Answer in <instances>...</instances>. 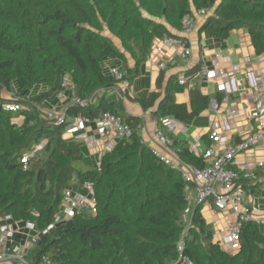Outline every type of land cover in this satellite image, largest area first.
Segmentation results:
<instances>
[{"label":"trees","instance_id":"16d2710c","mask_svg":"<svg viewBox=\"0 0 264 264\" xmlns=\"http://www.w3.org/2000/svg\"><path fill=\"white\" fill-rule=\"evenodd\" d=\"M208 8L213 13H207L199 33L222 43L232 30L244 29L256 54H264V0H0V215L34 223L38 237L28 250L29 264H181V254L194 264H264V222L245 223L240 248L229 252L214 241V228L201 212L204 204L193 206L179 250L186 182L142 139V118L108 94L119 82L108 69L109 59L120 61L113 66L131 82L159 39L179 37L175 31H182L183 19ZM201 67L181 73L194 80ZM166 71L160 70L153 91L128 98L153 111L158 129L171 137L185 163L206 167L210 163L162 119L193 120L224 93L212 97L194 86L189 104L177 102L175 93L188 84H180V72L168 77ZM66 74L79 97L92 99L86 107L69 106V120L110 112L133 130L102 155L101 169L97 158L84 152L82 140L66 137L65 125H51L40 113L39 104L55 102ZM5 90L22 96L25 108L6 110ZM44 139L46 145L25 169L23 156ZM256 173V180L246 181L254 191L250 184L262 176ZM86 181L94 183L97 214L55 223L64 191H82Z\"/></svg>","mask_w":264,"mask_h":264},{"label":"built area","instance_id":"2783aa9c","mask_svg":"<svg viewBox=\"0 0 264 264\" xmlns=\"http://www.w3.org/2000/svg\"><path fill=\"white\" fill-rule=\"evenodd\" d=\"M207 10H197L192 15L186 16L182 21L183 36L174 37L164 35L159 39L148 58V62L159 65L160 69L166 67L164 54L167 49L174 48L176 55L181 59H187L192 48L189 43L188 35L196 31L201 18H205ZM239 68V67H238ZM110 73L119 81L113 88L121 99L126 97L128 89L132 86L131 83L124 78V74L116 66L108 64ZM223 71L221 69L210 70L207 66L201 67V74L207 81L212 76L218 74L222 78H229L231 81L235 78V71ZM247 76L251 81L254 78L253 71L248 70ZM180 84H186L188 78L181 74L179 76ZM229 86V84L224 87ZM11 95V99L7 100L5 109L15 111L25 108L24 98L16 95L15 91L5 90ZM4 98V96H3ZM5 99V98H4ZM92 99H82L76 94V85L70 74L63 76L61 88L56 93V100L46 110H40L42 118L51 125H65V136L85 141L86 146L90 149L92 156L97 158V166L101 169V157L107 152L113 150L116 146V140L129 137L132 134V128L124 123L121 118L108 112L97 118H89L86 116H75V123L70 124L67 108L69 106L86 107ZM221 102L215 98L210 101V108L215 113H219ZM224 115L220 121L211 123L208 129V136L211 144L206 146L200 156H203L210 164L200 168L194 165L185 163L173 149V141L169 135L160 129H156L151 137L150 146L154 154L158 156L169 167L177 168L186 182V199L187 206L184 210V219L186 227L182 238L179 242V250L184 249V237L187 234L188 228L191 225L192 208L198 204H204L208 200H212L213 204L221 211H231L234 219L227 223L225 234L220 240L219 245L226 251L235 252L241 246V231L245 223L250 221L264 222V216H257L255 213L256 207L248 203L246 196V181L257 179V169L261 168L263 162L245 163L237 165L235 158L241 153H245L252 148L264 146V105H257L250 112L248 118L258 120V126L255 130L248 133L241 141L236 143L227 142V132L232 131V118L239 117L241 112L232 109H225ZM176 119L165 117L162 119L163 125L169 130H173L177 124ZM95 126L97 135L100 136L101 146L97 151V138L89 137V133L85 132L76 135L75 133L86 128V124ZM47 141L44 139L29 152H27L22 161L25 164V169L29 167V162L34 158L39 151L43 149ZM94 151V152H93ZM90 154V155H91ZM98 212L97 198L95 195L94 183L86 181L82 187V191H76L73 188H67L64 191L61 210L55 216V223L65 221L74 216L85 213L88 215H96ZM9 217L0 215V264L18 259L22 264H29L25 260L21 246L14 243L13 239L16 234V226L14 222L7 223ZM18 224L20 222L16 221ZM50 225L48 229L52 228ZM21 227V226H20ZM19 228V227H18ZM25 228L28 230V237L37 240V235L32 232L36 231L34 223L27 222ZM20 229V228H19ZM46 232V230H45ZM25 250V249H24ZM44 260L49 263L48 258ZM181 264H194L193 260L181 254Z\"/></svg>","mask_w":264,"mask_h":264},{"label":"crops","instance_id":"0c3cea01","mask_svg":"<svg viewBox=\"0 0 264 264\" xmlns=\"http://www.w3.org/2000/svg\"><path fill=\"white\" fill-rule=\"evenodd\" d=\"M206 17L207 15L205 18H201L196 31L187 36L192 48V53L187 59L179 58L174 48L167 49L164 54L167 67L166 74L168 77L173 73L177 74L180 72L182 74L183 71L190 69L198 63H201L202 67L207 66L210 70L221 69L223 71H232L233 69H238L235 71V78L232 81L229 78H222L219 74L212 76L207 81L200 73L196 79L188 80V86L182 92L175 93L177 102L187 104L190 102V89L194 86H199L204 94H209L212 97L216 92L224 93V98L220 103L221 109L219 113L212 111L209 105L207 109L203 110L193 120L187 122L177 121V124L172 130L176 136L188 140L191 149L197 155H201L206 146H208V129L212 122L222 119L224 112H226L225 109L230 108L241 112L239 117L232 118V131H228L226 135L227 142L236 143L238 142L237 139L245 137L257 128L258 120L248 117L257 105H264V54H256L251 36L244 29L232 30L228 38L222 43L215 40L213 36L206 32L199 33V28L206 20ZM175 33L184 37L182 31H175ZM128 60L129 65L132 66L134 64L133 61L131 58ZM107 63L112 66H118L120 61L112 58ZM160 70L158 64L147 61L143 65L142 71L130 82L132 86L128 89L126 97L122 99L125 108L130 113L142 118L143 124L140 134L142 139L149 145L151 137L158 128V119L151 109L144 111L139 103L128 98V96L135 98L136 96L153 91L156 88V81ZM248 70L253 71L254 74V78L251 81L247 76ZM227 84L229 86L224 87ZM112 91L115 93L113 96L116 99H120L115 90L112 89ZM50 105L51 101H44L39 105V108L44 111ZM69 121L70 124H74V117ZM85 130L89 133V137L97 138L94 151L102 148L100 136L97 135L94 124H86L85 129H81L75 134L84 133ZM122 139H117L116 145ZM83 143L87 150L86 153L91 154L85 141ZM235 161L238 166L253 162L264 163V146L252 148L245 153L237 155ZM257 170H259L260 174L262 172V176L257 183L253 182L250 184L254 185L257 190H251L247 186L245 199L248 203L256 207L255 213L257 216H264V196H257L258 193H263L264 165ZM76 191L78 190L76 189ZM201 212L207 222L214 228L213 239L219 244L225 234L227 223L234 219L233 213L231 211H221L213 204L212 200L204 203ZM11 222L13 221H7V223ZM14 223L16 226V234L13 241L21 246L22 251L25 249V254H28V250L32 245L29 243V237L27 235L29 232L25 228L26 224L21 222L19 224L17 222ZM15 262V260H12L3 264H19Z\"/></svg>","mask_w":264,"mask_h":264},{"label":"rangeland","instance_id":"374dc122","mask_svg":"<svg viewBox=\"0 0 264 264\" xmlns=\"http://www.w3.org/2000/svg\"><path fill=\"white\" fill-rule=\"evenodd\" d=\"M207 10H208L207 12H209V13H211V14L213 13V9H212V8H208ZM2 94H3V96H4L5 99H7V100L11 99V98H10L11 95H9V93H8L7 91H4ZM108 94H109V95H115V93H114L112 90H109V91H108ZM41 104H42V103H41ZM41 104H39V105H41ZM17 121H18V122H22V118L17 119ZM84 147H85V146H84ZM84 152H87L86 147H85V149H84ZM262 190H263V193H261V194L258 193V195H257L258 197H260V196H262V195L264 196V187L262 188ZM258 197H257V199H258ZM29 243H31L30 245H32V244L35 243L34 240H33V238H31V237L29 238ZM22 253L24 254V253H25V250H23ZM24 258H25L26 261H29V259H28V254H26V255L24 254ZM15 261H16L15 263L22 264L21 260L15 259ZM13 262H14V261H13Z\"/></svg>","mask_w":264,"mask_h":264}]
</instances>
